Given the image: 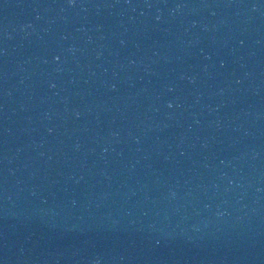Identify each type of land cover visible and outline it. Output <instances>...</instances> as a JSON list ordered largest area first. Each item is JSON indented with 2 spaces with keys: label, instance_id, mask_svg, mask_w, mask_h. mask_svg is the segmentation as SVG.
Returning <instances> with one entry per match:
<instances>
[{
  "label": "water",
  "instance_id": "1",
  "mask_svg": "<svg viewBox=\"0 0 264 264\" xmlns=\"http://www.w3.org/2000/svg\"><path fill=\"white\" fill-rule=\"evenodd\" d=\"M0 264H264V0H0Z\"/></svg>",
  "mask_w": 264,
  "mask_h": 264
}]
</instances>
